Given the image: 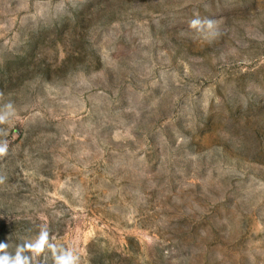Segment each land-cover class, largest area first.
Here are the masks:
<instances>
[{"label": "rangeland", "instance_id": "obj_1", "mask_svg": "<svg viewBox=\"0 0 264 264\" xmlns=\"http://www.w3.org/2000/svg\"><path fill=\"white\" fill-rule=\"evenodd\" d=\"M0 264H264V0H0Z\"/></svg>", "mask_w": 264, "mask_h": 264}, {"label": "clouds", "instance_id": "obj_2", "mask_svg": "<svg viewBox=\"0 0 264 264\" xmlns=\"http://www.w3.org/2000/svg\"><path fill=\"white\" fill-rule=\"evenodd\" d=\"M6 116L0 115V121H3ZM6 151V146H0V154H3Z\"/></svg>", "mask_w": 264, "mask_h": 264}]
</instances>
